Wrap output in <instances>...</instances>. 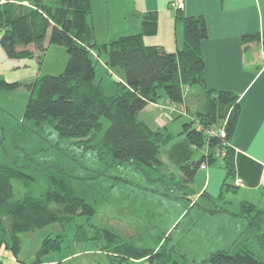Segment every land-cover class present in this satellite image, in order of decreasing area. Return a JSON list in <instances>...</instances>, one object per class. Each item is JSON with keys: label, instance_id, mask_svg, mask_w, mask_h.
Returning a JSON list of instances; mask_svg holds the SVG:
<instances>
[{"label": "trees", "instance_id": "16d2710c", "mask_svg": "<svg viewBox=\"0 0 264 264\" xmlns=\"http://www.w3.org/2000/svg\"><path fill=\"white\" fill-rule=\"evenodd\" d=\"M92 13L93 0H0V45L8 58L40 61L53 45L63 46L68 53L65 70L59 75H44L28 83L7 82L0 76V89L25 86L29 90L23 122H33L36 127L52 124L59 137L97 151L101 160L110 159L114 166L128 162L142 170L160 173L161 180L166 175L161 148L174 137L149 128L139 114L163 95L170 103L182 104L187 89L201 86L202 105L193 115L186 104L185 111L191 120L183 125L181 134L192 147L204 153L197 161L187 160L178 167L180 184L184 187L194 184L202 166L212 165L220 158L230 179L225 186L238 188L233 183L236 150L231 139L241 106L236 93L206 87L201 48L208 36L205 18L186 16L177 10L175 19L183 24L184 46L177 52H168L163 46L146 45L144 40L158 32L157 12L137 14L138 32L100 44L91 22ZM243 40L261 44L264 51V33L245 36ZM101 57L111 73L119 77L110 95L96 81L97 61ZM198 124L201 130H197ZM211 128H223L225 136L207 134ZM217 152L225 154L217 157ZM55 170L44 175L46 187L41 191L30 185L33 177L21 168L0 165V264H5V250L16 258L15 264H25L19 259L20 234L54 223L73 229L78 243L93 244L90 248L95 249L100 244L98 250L107 255L110 264H188L187 256L179 253L176 245H170V235L160 236L157 245L150 248L124 239L118 231L91 224L96 209L74 194L61 169L55 166ZM14 180L25 188L23 197L16 195ZM200 197L214 203L207 192ZM206 211L229 212L224 206ZM232 215L247 221L245 243L234 253L230 250L212 253L206 262L264 264V208L242 201ZM81 219L86 221L85 225L78 223ZM247 242L257 243L260 252L252 251ZM61 248V240L47 237L40 254ZM40 254L34 264L42 263Z\"/></svg>", "mask_w": 264, "mask_h": 264}, {"label": "rangeland", "instance_id": "374dc122", "mask_svg": "<svg viewBox=\"0 0 264 264\" xmlns=\"http://www.w3.org/2000/svg\"><path fill=\"white\" fill-rule=\"evenodd\" d=\"M96 40L101 43L100 38ZM67 61L66 49L53 45L45 51L42 60L33 59L29 61L32 65L19 66V60L8 58L0 45V76L7 82L28 83L44 75H59L64 72ZM96 70V81L102 78L107 94H112L114 81L104 57L97 61ZM201 93V86L186 90L185 102L193 115L202 105ZM29 96L25 86L0 89V165L21 168L33 177L29 182L35 190H45L44 175L48 170L49 173L57 172L56 166L64 172L74 194L96 209L91 224L118 231L124 239L150 248L157 245L160 236L170 235V245H176L177 251L187 256L188 264H209L206 260L212 253L219 250L234 253L245 243L247 221L232 215L239 208L240 189H228L225 183L230 179L226 177L218 196L212 197V203L200 197L203 191L195 182L188 187L182 186L178 169L167 162L166 175L161 180L160 173L142 170L128 162L114 166L110 159L101 160L97 151L86 150L73 139L59 137L52 124L36 127L33 122H23ZM186 121V117L175 119L169 132H182ZM178 137L186 136L176 135L162 145V158L168 145ZM195 152L193 161L198 160L200 150ZM210 166L221 167L226 173L220 158ZM12 183L16 195L23 197L25 188L21 182L14 180ZM215 206H224L229 212L206 211ZM78 223L85 225L86 221L81 219ZM74 235L73 229H64L58 223L22 233L19 259L25 264H34L44 240L49 237L61 240L62 248L40 254L44 264H110L107 255L98 250L100 244L96 243L97 249L90 248L93 244L78 243ZM247 243L252 251L260 252L257 243Z\"/></svg>", "mask_w": 264, "mask_h": 264}, {"label": "crops", "instance_id": "0c3cea01", "mask_svg": "<svg viewBox=\"0 0 264 264\" xmlns=\"http://www.w3.org/2000/svg\"><path fill=\"white\" fill-rule=\"evenodd\" d=\"M175 2L93 0L91 22L96 38L104 43L111 38L136 33L140 30L137 14L155 11L158 32L145 37L146 45H159L168 52H177L184 46V35L183 24L176 21L175 12L181 10L186 16L205 18L208 36L201 43V48L205 60L206 87L236 93L241 106L237 128L231 139L236 150L235 179L243 182L242 186L236 188L240 189L239 203L249 201L264 208V51L261 44L245 43L243 40L245 36L264 33V0H181L179 4L173 5ZM92 54L97 58L95 51ZM31 60L20 59L19 66L32 65L29 62ZM108 73L113 77L114 89H111L114 93L115 81L119 78L109 69ZM97 82L104 86L102 78ZM185 109V102L170 103L163 95L157 102L147 105L139 118L149 128L174 137L181 135V131L177 129L178 133L169 132L173 126L171 123L180 117L191 120ZM198 150L190 145L186 137H178L164 151L163 160L178 169L185 161L192 160ZM203 153L200 150L197 159ZM209 166L199 170L194 182L200 191L207 192L211 197L218 196L227 174L221 167ZM3 255L5 264L16 263L10 251H3Z\"/></svg>", "mask_w": 264, "mask_h": 264}, {"label": "built area", "instance_id": "2783aa9c", "mask_svg": "<svg viewBox=\"0 0 264 264\" xmlns=\"http://www.w3.org/2000/svg\"><path fill=\"white\" fill-rule=\"evenodd\" d=\"M180 1L181 0H176V2L173 5L179 4ZM201 129H202V126L200 124H198L197 125V130H201ZM207 134H209V135H219L221 137H224L225 136V131H224L223 128H219L217 130L214 129V128H211V129L207 130ZM224 154H225L224 152L223 153L217 152L216 156L219 157V156H222ZM206 167H207L206 165H203L201 169H205ZM233 183H234V185L236 187H240V186L243 185V182L240 179H235Z\"/></svg>", "mask_w": 264, "mask_h": 264}]
</instances>
